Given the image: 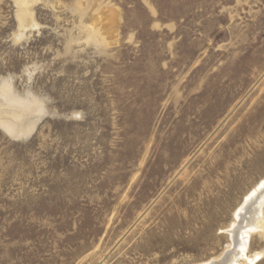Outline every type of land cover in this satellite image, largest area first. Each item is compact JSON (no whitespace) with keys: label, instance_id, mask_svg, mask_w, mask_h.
Segmentation results:
<instances>
[{"label":"rangeland","instance_id":"obj_1","mask_svg":"<svg viewBox=\"0 0 264 264\" xmlns=\"http://www.w3.org/2000/svg\"><path fill=\"white\" fill-rule=\"evenodd\" d=\"M28 1L0 0V103L34 124L0 125V264L220 256L264 179V0Z\"/></svg>","mask_w":264,"mask_h":264},{"label":"bare ground","instance_id":"obj_2","mask_svg":"<svg viewBox=\"0 0 264 264\" xmlns=\"http://www.w3.org/2000/svg\"><path fill=\"white\" fill-rule=\"evenodd\" d=\"M28 2V0H21L20 4L25 8ZM27 111L30 112L32 110L30 108L11 107L0 103V125L14 134L29 132L34 124L33 122H25ZM263 203L264 179L256 189L246 196L243 204L236 212V222L227 229L232 238V245L226 248L220 256L197 264H243L241 262L243 260L255 262L259 259L261 256L259 253L254 255L249 254L248 244L250 234L248 229L252 227H264Z\"/></svg>","mask_w":264,"mask_h":264}]
</instances>
